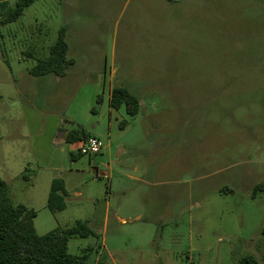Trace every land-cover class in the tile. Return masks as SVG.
Segmentation results:
<instances>
[{
    "label": "rangeland",
    "instance_id": "obj_1",
    "mask_svg": "<svg viewBox=\"0 0 264 264\" xmlns=\"http://www.w3.org/2000/svg\"><path fill=\"white\" fill-rule=\"evenodd\" d=\"M1 20L0 178L15 204L36 210L39 234L87 219L102 232L105 199L124 190L143 198L145 221L167 224V246L192 247L179 264H264V192L252 196L264 183V0H37ZM61 27L75 64L64 77L31 75ZM120 86L140 99L133 118L110 106ZM78 130L103 151L80 156L67 142ZM55 178L62 211L48 208ZM135 179L169 184L146 193ZM159 190L169 198L155 202ZM132 225L105 234L126 260L150 237ZM102 239L73 236L69 252L110 264Z\"/></svg>",
    "mask_w": 264,
    "mask_h": 264
},
{
    "label": "trees",
    "instance_id": "obj_2",
    "mask_svg": "<svg viewBox=\"0 0 264 264\" xmlns=\"http://www.w3.org/2000/svg\"><path fill=\"white\" fill-rule=\"evenodd\" d=\"M37 0H18L15 6L8 9V0H0L1 24L7 25L21 18L25 10ZM67 28L61 27L56 42L50 47L48 57L40 59L29 72L33 76L56 75L64 77L67 69L75 64V59L68 57L66 41ZM99 97V103L101 102ZM110 106L119 110L125 107L131 118L141 110L140 99L124 86L112 90ZM128 124L123 120L121 127ZM90 135L83 130L72 132L67 142L76 144ZM80 154V153H79ZM81 156V154H80ZM73 158L76 155L72 154ZM264 192V183L255 185L252 196L255 198ZM66 187L62 178L52 181L48 197V208L51 211L65 209ZM37 212L24 204H15L10 196L8 183L0 178V264H88L89 253L71 254L69 242L73 236L87 238L98 233L88 220H78L73 226L55 228L46 234H39L34 219ZM264 260V257H263ZM238 264H261L253 255L244 256Z\"/></svg>",
    "mask_w": 264,
    "mask_h": 264
},
{
    "label": "crops",
    "instance_id": "obj_3",
    "mask_svg": "<svg viewBox=\"0 0 264 264\" xmlns=\"http://www.w3.org/2000/svg\"><path fill=\"white\" fill-rule=\"evenodd\" d=\"M94 136V135H92ZM107 167L110 170H114L109 165ZM99 176L110 177V173L106 171L105 173H99ZM136 180V179H135ZM138 183L146 186V193L150 192V190H156V188L166 187L169 182L165 180H136ZM111 189H113V181L111 184ZM122 199H118L114 204L111 201V197L105 199L104 207L102 209V232H97L98 235L103 237L101 244V252H103L106 259H110V264H120L121 262L124 264H179L177 260L180 256V253L183 251H190L192 247L188 246L181 250H177L175 247L167 246L164 242L165 238V227L167 224H163L161 226H157L155 224V217L150 218L145 221V209L143 207V198L142 197H129L126 194V191L122 192ZM155 202L159 200H163V198L167 199L169 196L164 193V191H157L153 194ZM174 200L177 199L175 196ZM94 201V200H93ZM99 204V201L97 200ZM27 206V205H26ZM31 208V206H28ZM158 213V212H156ZM88 220V219H87ZM90 221V220H88ZM131 223L133 224L130 228L131 233L140 234L144 230H150V237L145 242L144 245H132L129 249L130 254L132 255L130 260H126L127 256L124 251L119 249L111 250L107 239L105 238V234L110 230V226L114 230L113 233H116L121 225ZM177 226V225H176ZM118 247V246H117ZM100 252V254H101ZM167 259H173L174 261H168ZM105 264H109V262H105ZM183 264V262H182Z\"/></svg>",
    "mask_w": 264,
    "mask_h": 264
},
{
    "label": "built area",
    "instance_id": "obj_4",
    "mask_svg": "<svg viewBox=\"0 0 264 264\" xmlns=\"http://www.w3.org/2000/svg\"><path fill=\"white\" fill-rule=\"evenodd\" d=\"M78 153L81 155H97L103 151L104 143L96 136H89L78 143Z\"/></svg>",
    "mask_w": 264,
    "mask_h": 264
}]
</instances>
